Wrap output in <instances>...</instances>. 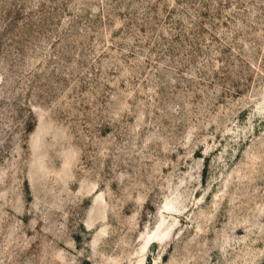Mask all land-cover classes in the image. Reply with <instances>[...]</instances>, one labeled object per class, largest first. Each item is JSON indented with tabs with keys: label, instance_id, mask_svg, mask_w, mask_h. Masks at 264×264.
<instances>
[{
	"label": "rangeland",
	"instance_id": "obj_1",
	"mask_svg": "<svg viewBox=\"0 0 264 264\" xmlns=\"http://www.w3.org/2000/svg\"><path fill=\"white\" fill-rule=\"evenodd\" d=\"M0 264H264V0H0Z\"/></svg>",
	"mask_w": 264,
	"mask_h": 264
}]
</instances>
